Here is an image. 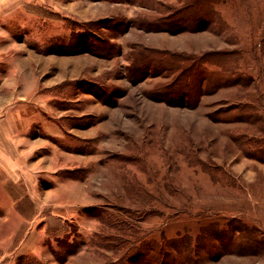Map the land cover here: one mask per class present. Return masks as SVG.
<instances>
[{"label": "rangeland", "instance_id": "1", "mask_svg": "<svg viewBox=\"0 0 264 264\" xmlns=\"http://www.w3.org/2000/svg\"><path fill=\"white\" fill-rule=\"evenodd\" d=\"M216 9L223 27L172 34L126 3L0 0V264H264L203 239L234 219L264 237V0ZM139 45L219 53L206 90L151 98L177 73L129 70Z\"/></svg>", "mask_w": 264, "mask_h": 264}, {"label": "trees", "instance_id": "2", "mask_svg": "<svg viewBox=\"0 0 264 264\" xmlns=\"http://www.w3.org/2000/svg\"><path fill=\"white\" fill-rule=\"evenodd\" d=\"M108 1L111 3H126L133 6H139L142 8L143 12L137 13L135 17L130 19L129 24L132 27L138 28L145 32H169L172 34H178L186 31H203L211 29L212 26L217 24V26H224V23L221 22V16L219 15L216 5L223 0H176V2L165 3L164 0H102ZM149 12V13H148ZM128 26V25H127ZM86 38H82V41H85ZM139 52L136 54L133 53L132 56V66L129 70L134 71L145 69L147 66L154 65V68L163 69L168 72L177 73L176 84H179V88L162 87L157 90L152 91L150 96L157 101H166L168 103H180L182 102H173L170 97H179L185 92V96L189 97V94L195 95L197 97L203 88V80L208 79V73L210 74L207 68L200 69V65H205L214 62L216 54L211 52H205L202 54H184L176 52H168V49H163L167 52H160L157 54V50L152 52L148 49L147 46L139 45ZM230 54L232 52H225ZM140 62H143V66L139 65ZM221 67V71L225 74L221 75V79L225 81H230L232 78L231 73L234 70V62H226L223 59L215 61ZM143 68V69H144ZM181 76L180 79L179 77ZM179 89V90H177ZM150 93V94H151ZM197 99H193V104L196 105ZM243 109H247V106H244ZM262 117V115H260ZM260 116H247L249 118H257ZM252 119V120H253ZM209 173H214L216 170L214 168H207ZM213 171V172H212ZM214 177V175L212 174ZM147 195V194H146ZM154 199V198H153ZM234 221L238 222L239 220H232L228 222V228L216 227V225L211 226L209 229H203L207 238L205 240L217 239L220 241H227L230 250L235 249L244 253H254L264 249V237L260 234L259 230H252L248 226L242 228L241 221L239 224H234ZM231 224V225H230ZM242 234V240H238L237 235ZM258 234V235H257ZM260 234V236H259ZM262 235V236H261ZM204 236V235H203ZM203 236L197 238L199 243ZM247 239V240H246ZM185 250L189 248L187 245H181ZM234 247V248H233ZM149 249L148 247H146ZM179 249V246L177 247ZM208 249V248H207ZM138 248H135L133 253H136ZM234 250V251H235ZM143 251V250H141ZM163 256L162 252H160ZM159 253V254H160ZM140 262L136 264H162L163 260L161 259L158 262L157 257L152 263L151 259H154L153 254L148 256L147 250H144V254L139 252ZM147 257H142L144 255ZM161 256V257H162ZM148 258V259H147ZM164 258V257H162ZM171 258V255L168 259ZM172 259V258H171ZM171 261V260H170ZM174 262V261H173ZM170 264V262H169Z\"/></svg>", "mask_w": 264, "mask_h": 264}, {"label": "crops", "instance_id": "3", "mask_svg": "<svg viewBox=\"0 0 264 264\" xmlns=\"http://www.w3.org/2000/svg\"><path fill=\"white\" fill-rule=\"evenodd\" d=\"M3 134V131L0 128V135ZM3 159H5V151L2 147V142H0V161H2Z\"/></svg>", "mask_w": 264, "mask_h": 264}, {"label": "bare ground", "instance_id": "4", "mask_svg": "<svg viewBox=\"0 0 264 264\" xmlns=\"http://www.w3.org/2000/svg\"><path fill=\"white\" fill-rule=\"evenodd\" d=\"M11 170V169H10Z\"/></svg>", "mask_w": 264, "mask_h": 264}]
</instances>
